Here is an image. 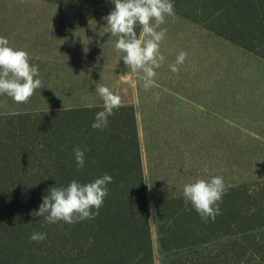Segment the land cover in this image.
I'll use <instances>...</instances> for the list:
<instances>
[{"label": "trees", "instance_id": "1", "mask_svg": "<svg viewBox=\"0 0 264 264\" xmlns=\"http://www.w3.org/2000/svg\"><path fill=\"white\" fill-rule=\"evenodd\" d=\"M36 1L99 17L115 7L112 0ZM172 2L174 16L264 62V0ZM136 32L139 37V25ZM57 97H49L48 106L20 103L0 112V264H156L149 188L159 264H264V178L224 181L220 214L205 221L183 196L186 184L207 180L194 170L192 124L155 122L158 135H151L163 144L157 148L163 172L146 173L139 106L122 102L104 130H93L103 103ZM64 101L74 103L58 104ZM142 123L149 132L144 117ZM76 147L86 150L83 169L76 165ZM105 173L113 182L94 219L46 224L32 215L47 189L73 180L87 184ZM33 232L47 239L31 241Z\"/></svg>", "mask_w": 264, "mask_h": 264}, {"label": "rangeland", "instance_id": "2", "mask_svg": "<svg viewBox=\"0 0 264 264\" xmlns=\"http://www.w3.org/2000/svg\"><path fill=\"white\" fill-rule=\"evenodd\" d=\"M160 29H167L159 49L165 61L155 69L154 84L146 91L143 73L124 64L123 53L114 47L119 37L109 33L104 17L36 0H0V37L7 38L10 47L28 53L42 81L32 96L36 99L24 107L48 106L52 95L103 103L96 93V83L102 82L122 102L140 108L146 173L163 172V152L157 150L163 144L154 143L151 134H157L155 122L163 125L164 121L173 124L170 127L185 123L195 127L194 170L207 180L221 176L227 182L251 183L256 177L264 178V62L174 15H166ZM181 51L187 58L174 73L169 65ZM5 95H0V112L21 107ZM163 111H170L169 117L163 119ZM148 205L159 264L150 188Z\"/></svg>", "mask_w": 264, "mask_h": 264}, {"label": "clouds", "instance_id": "3", "mask_svg": "<svg viewBox=\"0 0 264 264\" xmlns=\"http://www.w3.org/2000/svg\"><path fill=\"white\" fill-rule=\"evenodd\" d=\"M112 3L114 10L104 19L109 33L119 37L114 47L117 52L123 53L122 59L127 67L143 73V88L147 91L154 84L155 69L165 61L159 49L167 29H160V25L165 22L166 15L175 14L174 4L172 0H112ZM137 25L141 27L139 37ZM186 58L187 53L181 51L175 63L169 65L170 70L178 72V66ZM38 76L39 69L30 65L28 53L10 47L9 40L0 37V95L6 94L16 103H27L35 90L42 87ZM96 93L103 100V110L96 113L91 127L93 130H104L108 126V117L121 106L122 97L102 82L96 83ZM155 99L159 100L158 94ZM85 151L79 147L73 149L78 169L85 166ZM112 182V176L105 173L87 184L73 180L66 187H51L42 197L39 211H34L32 215L42 217L46 224L62 221L71 225L94 219L108 196L107 185ZM224 194L225 184L221 176H213L210 180L198 179L183 188L185 205L191 203L205 221L209 218L215 220L220 214L218 202ZM152 212H155L154 208ZM29 239L44 242L47 233L33 232Z\"/></svg>", "mask_w": 264, "mask_h": 264}]
</instances>
